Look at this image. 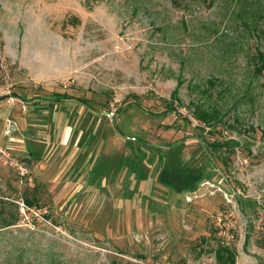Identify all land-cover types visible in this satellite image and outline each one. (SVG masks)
Returning <instances> with one entry per match:
<instances>
[{"label":"rangeland","instance_id":"1","mask_svg":"<svg viewBox=\"0 0 264 264\" xmlns=\"http://www.w3.org/2000/svg\"><path fill=\"white\" fill-rule=\"evenodd\" d=\"M258 51L264 0H0V264H264Z\"/></svg>","mask_w":264,"mask_h":264},{"label":"trees","instance_id":"2","mask_svg":"<svg viewBox=\"0 0 264 264\" xmlns=\"http://www.w3.org/2000/svg\"><path fill=\"white\" fill-rule=\"evenodd\" d=\"M258 57H259V61H261L262 63L260 67L256 68V71L259 73L262 72L261 70H264V54L258 51ZM3 97H1L0 99H3ZM61 99L62 98H60V100ZM63 99H67V98H63ZM39 100L41 99L40 98L33 99V101H39ZM45 102H50V101L45 100ZM170 113H174V111L171 110ZM196 119L202 120L203 122H208V117L204 115H198ZM211 146L216 151H219L221 150V148L225 147L218 144H211ZM224 164L226 166V162H224ZM207 175H208L207 173H204V170L190 169L186 167L176 168L168 165L159 173L157 179L162 185L171 187L176 192H182V191L194 192L199 184L206 181L205 179L207 178ZM25 201L29 205L33 203V201L28 198H26ZM9 225L11 224H8L6 226ZM215 258L217 264H235L236 253L234 249L229 250L227 247H223L218 244V247L215 250Z\"/></svg>","mask_w":264,"mask_h":264},{"label":"built area","instance_id":"3","mask_svg":"<svg viewBox=\"0 0 264 264\" xmlns=\"http://www.w3.org/2000/svg\"><path fill=\"white\" fill-rule=\"evenodd\" d=\"M7 103L12 105L14 102L10 99L7 100ZM15 124L13 121L8 119V117L5 119V129L4 134L6 136H9V134H12L15 130ZM0 167H7L12 169L18 179L19 188L24 185V182L30 181V171L28 167L20 161L18 158L13 156L9 150L2 147L0 145ZM21 197L18 198L17 201H15L16 204L19 205V210L22 214H25L26 212H29V214L25 215V218L23 219V222L26 224H30L33 222L32 219H35L36 222H45V215H48V209L47 207H28ZM30 216V218L28 217ZM221 234V232H219ZM225 239H229L228 233H222L221 234ZM232 239V238H231ZM228 240H226V244H228Z\"/></svg>","mask_w":264,"mask_h":264},{"label":"crops","instance_id":"4","mask_svg":"<svg viewBox=\"0 0 264 264\" xmlns=\"http://www.w3.org/2000/svg\"><path fill=\"white\" fill-rule=\"evenodd\" d=\"M15 124V123H14ZM15 126H16V124H15ZM18 127V126H17ZM2 128L3 127H0V132H2ZM1 134V133H0ZM18 140V139H17ZM16 139H14V141H16L17 143H19V141H17ZM19 144H17L16 145V149H17V151L19 152V150H18V148H19V146H18ZM15 149V148H14ZM23 151H24V149H22ZM26 162L29 164V165H33L34 164V162H33V160H26ZM40 175V174H39Z\"/></svg>","mask_w":264,"mask_h":264}]
</instances>
